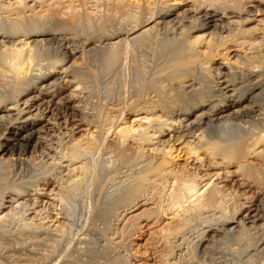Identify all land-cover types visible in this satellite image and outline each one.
Masks as SVG:
<instances>
[{
  "label": "bare ground",
  "instance_id": "bare-ground-1",
  "mask_svg": "<svg viewBox=\"0 0 264 264\" xmlns=\"http://www.w3.org/2000/svg\"><path fill=\"white\" fill-rule=\"evenodd\" d=\"M98 2L0 0V166L27 160L24 156L32 151L54 157L43 143L56 135L69 136L66 144L58 142L64 147L55 148L59 160L48 161L53 166L61 163L69 177L58 176L63 182L58 188L53 186L46 194L34 182L30 193L18 183H0V232L17 213L22 219L29 204L34 216L43 213L42 204L54 201L65 203L69 214L76 184L83 179L90 183L101 174L98 161L112 149L105 138L111 133L121 143L130 140L135 144L129 155L132 160L127 158L138 167L125 175L126 185L110 208H124L123 231L128 225L132 228L146 222L161 242L164 264H175L171 259L182 244L187 249L185 260L193 261L198 254L207 255L217 241L228 244L229 258L225 256L224 264H264L260 261L264 256V205L258 201L243 206L234 199L238 191L226 194L208 182L199 186L197 174L177 163L181 157L184 161L193 157L208 167L234 166L228 174L237 173L264 188V0H113L120 14H135L131 20L125 16L130 20L127 28L106 25L100 32L103 35L97 31L100 36L78 34L76 23L94 12H87L86 4ZM249 2H254L252 9ZM148 44L155 45L151 68L143 71L137 53ZM94 54L105 71L118 61L121 64V58L131 59L132 72L140 68L136 71L141 76L136 74L139 81H133L132 90L137 87L132 95L126 93L131 92L129 98L125 94L124 102L121 98L104 107L109 114L101 113L95 102L91 119L67 98L55 99L54 87L63 73L80 80L84 62ZM81 125L88 127L83 128L86 132L74 137L73 130ZM114 148L120 153L125 146ZM249 158L258 161L250 164ZM46 195L49 199L45 201ZM105 212L99 215L102 220L109 215Z\"/></svg>",
  "mask_w": 264,
  "mask_h": 264
},
{
  "label": "rangeland",
  "instance_id": "rangeland-1",
  "mask_svg": "<svg viewBox=\"0 0 264 264\" xmlns=\"http://www.w3.org/2000/svg\"><path fill=\"white\" fill-rule=\"evenodd\" d=\"M111 1L113 2V0H106V1L101 0L100 3L98 2L99 4L97 3L98 5H96V3H87L88 4V5L86 4L87 12L88 11L90 12V10L91 12L94 11L95 15L93 12L92 14L94 16H92L91 14V16L90 15L88 17L85 16V18L83 17L81 20H79V22L76 23V25L78 26H75L76 32H78V34L80 35L84 33V35L87 36V34L89 33L90 34V35L88 34L89 36L91 35L94 36V34L97 35L98 33L97 31H99V33L102 32L103 31L102 28H106L107 26L111 27L115 25L114 29H116L117 27L121 29L122 27L127 25L126 23H128L131 19H134V17H132L133 15H135L134 13H132L131 17L129 16L131 15L130 13L129 15L122 13V12L120 14L119 10L118 11L115 10L116 9L115 4L112 3ZM253 3L254 2H249L248 8L252 9ZM261 7H264V6H261ZM115 11H117V13ZM2 12L3 11H1V13ZM3 13H2L3 15L6 14L5 12ZM126 15H127V19H130V20L125 19ZM136 15L138 14L136 13ZM125 27L127 28V26ZM99 33L97 36L103 35L101 33L99 35ZM19 42L21 41L16 42L17 46L21 45V43L19 44ZM153 46L155 45L148 44L147 46H143V48L142 47L138 48L139 51L137 54H138L139 61L141 64L140 67H144L142 68L143 71L145 69L151 68V63H150L152 62V50L151 49ZM94 55H91L92 57L87 58L89 61L86 60L84 62L85 64L81 68L82 72H79L80 75L83 74L84 72L83 74L84 76L81 75L82 76L81 77L80 75H78L81 78V79L79 78L80 80L77 81V78L74 79L72 75L63 73L61 75H58L59 79L54 87V88H57V92L54 95L55 99L62 98L65 101L68 100L69 102H71L72 105L78 106L79 110L82 109L84 113L86 112L88 113V115L90 114L91 119L93 118V116H91L93 106L95 107L96 105L98 110L101 108V110H99L101 113L104 112V113L109 114L108 113L109 110H106V108H104L105 106L110 107L111 106L110 104H113V103L116 104L117 101H119L121 98L123 99V101L122 100L120 101L124 102L125 101L124 97L126 96L123 97V95H125L129 91L132 92V93L130 92L131 95L133 94V91H135L137 87V86L134 87V89L132 90L133 86L136 85L133 83L134 82L138 83L139 80L137 79V75H138V78H140L141 76L140 73L138 72L140 68H135V70H133L132 72V69H134L132 66L135 67V64L134 62H132L131 59L128 60V59L121 58L120 60L122 59L124 60L122 61L121 64L118 61L114 66H112L114 69L111 67L110 70L105 71L104 68L100 67L101 62H98L99 59L96 61L97 59L96 54ZM93 56L95 57V59ZM40 62L42 64L44 63L42 59ZM136 69L138 71H136ZM77 71H80V70H77ZM79 81H81L82 83ZM39 85L37 84V86ZM52 89L53 88L47 90V92H50ZM130 93L126 94L128 96L127 98L131 96ZM95 102L97 103L95 104ZM121 102H119L118 104H120ZM101 104H104V105L102 106ZM80 105L82 106L79 107ZM101 106L103 107V109ZM133 124L135 127H137L139 123L135 121ZM83 128L86 130V128L88 127L86 125L85 126L81 125L80 127L75 128L72 132L74 137L81 136L82 134H84L86 131ZM105 135H107V133L104 134V136ZM105 138L107 140L106 143L110 146L113 145L114 147L119 148L120 144L122 145L124 144L125 149L124 151L122 150L123 154L121 155L122 151L119 150L120 151L119 153L118 149L116 148L117 150H115V148L112 146L113 151L112 149L111 150L109 149L107 151L108 153L106 152L105 154H103L105 156L103 155L101 156L102 159L101 157H99L100 160L99 159L98 160L100 162L98 161V163L100 164L99 166H100L101 174L99 171L98 173L99 177L98 178L96 177L98 182L95 181L96 180L95 178V180H93L94 182L90 181V183L85 184V182H89V180L83 179L84 181L81 180L80 181L81 183L79 182V184L78 183L76 184L78 187L75 186L77 191L73 199H71L72 211L69 212V214L67 213L68 209H66L67 207L65 203H62L63 205L62 206L60 202L54 201V204L53 203L49 205L42 204L44 211H42L43 213H39L36 216H34L35 215L34 213H31L32 211L31 209H29L31 205L29 204L27 211L25 212L26 215H24L23 213H22L23 216L21 215L22 219L19 216L20 214L17 213V215H14L13 219L10 218L8 219L9 221L8 220L7 222L5 221L4 223L5 228L3 229L2 232H0V264H164L161 259V254H162L161 253L162 252L161 242H159V240L156 237H154L151 233L152 230L154 229L149 230L148 228L149 226L145 224L146 222L144 223V221H141V223H139V226L136 224L135 226H132L131 228V225H128V227H126V231H123L121 228L123 226V221L121 220L122 219L121 213L123 212L124 208L119 207L120 209L118 210V207H116L117 210L112 209L115 212H113L110 209L113 205V201L116 200L115 198L119 196L118 192H120L123 189L122 186L126 185L127 180L125 179L126 178L125 175L131 173V171L129 170H132V172H135L136 168L138 167H136L133 161L132 162L130 161L131 158L129 156V155L132 156L131 150H134L135 144H133L130 140H126L125 142L123 141L124 143L123 142L121 143V140L115 134H111V133H108V135ZM51 139L49 138L46 142L43 143V145L47 149L46 152L47 151H49V153L52 152L51 155L54 154L53 156L55 158L48 156V155H47L48 158L47 156L46 157L43 155L41 156L39 155V152L37 153L36 151H32L31 153L28 152L26 154L27 156L26 155L24 156L25 158L28 157L27 160L26 159L18 160V161H14V163H5L4 164L5 166L4 165L0 166L1 167L0 177H2L3 179L2 180L0 178L1 180L0 183L2 185H4L5 182L7 184H14V183L21 184L25 186L27 190L31 191L30 193H33L31 188H34L37 185L38 188L37 187L36 188L39 189L40 192H46L47 194L48 190L51 187L54 186L53 188H58L57 186L58 185L60 186L61 185L60 183H63L61 182L62 180L58 178V176L59 177L62 176L63 177V178L61 177L62 179H66V177L67 179H69V177L64 172L63 167L60 166L61 163L57 164L58 166L54 165L55 168H53L54 166L52 164H48L52 162L53 160L54 162L59 160L57 158L60 157L59 156L60 154H58L59 152H57L55 148L56 146L62 147L64 144H66L69 140V136L66 138L64 135L60 134V136L56 135L54 138H51ZM58 142L60 143L65 142V143L62 145ZM55 144H59V145H55ZM117 144L119 146H117ZM48 145L50 146L48 147ZM127 148L129 149V152L131 153H129L128 150H126ZM53 151L55 152L53 153ZM115 151H117L116 152L117 154L115 156H112L111 154L114 152L113 153L114 155ZM32 153L34 154L32 155ZM127 156L130 159L127 158ZM103 157L105 159L104 161H103ZM45 158L47 159V161L45 160ZM90 158H92V154ZM191 158L187 161H184V159L181 157L177 160V163H180V166L185 168V170H189L190 173L195 172L197 174V181L200 184L199 186H202L204 183L208 182L209 184L215 185L216 187L222 189L223 192H225L226 194L228 192L232 193L233 191H238L234 199L236 201L239 200L241 203H243L244 204L243 206L250 205L252 204V202L257 203L258 201L264 205L263 186L257 184L254 181L245 180L242 176L238 175L237 173L235 175L230 174V173L228 174L227 170L229 171L234 170L235 169L234 166H228V167L224 166V168L223 166L219 168L218 167H215V168L208 167L207 165L206 166L201 165V163L193 159V157ZM49 160L50 162H48ZM101 160L103 163L101 162ZM257 161L258 160L255 158H249L247 160V162L250 164H254V162L256 163ZM132 164H134L133 165L134 167L132 166ZM101 167H103V169ZM113 167H116V168H113ZM59 169H61V171ZM55 170H58V171H55ZM116 170L117 172H115ZM54 172L56 174H54ZM106 173L109 175H106ZM119 175L120 176L123 175V176L119 177ZM106 176L107 177L110 176V178H105ZM107 179H110L109 180L110 182ZM111 179L113 180V182L111 181ZM2 181L4 182L2 183ZM46 181H47V184H46ZM115 181L118 183H116ZM34 182L35 184L36 183L37 184L36 185L33 184L34 186L31 187L32 183ZM120 182H124L125 184L120 183ZM6 195H8V193ZM47 196L48 195H46V197ZM42 197L40 199H42ZM44 199L46 201V199H49V196ZM248 200H251V201H248ZM232 201L233 200H231V202ZM96 203H98L97 206L99 208L102 206L101 204H104V207L108 208L109 210L107 209L108 210L107 211L102 206L103 209L100 208L101 209V212H100L99 211L100 209L96 208L97 207ZM90 206L91 207L93 206L92 207L93 209ZM104 210L109 215L105 212L108 215V217L105 215L106 218L102 220L103 218H100V216L102 214L104 216ZM117 211H120V212L116 214ZM45 214H46V217H45ZM15 216L20 219L16 218ZM24 217H26V219L27 218L30 219L31 217H33L34 220L30 219L31 221L30 222L29 220H26ZM41 217L43 219H41ZM51 218L53 219V221ZM107 218L109 219V221H107L106 223L105 221L108 220ZM42 221L43 222L45 221V222L42 223ZM26 222L27 223L29 222V224L27 225ZM104 222L109 226H107ZM30 224H32L31 225L32 227L29 226ZM120 230H122L124 234L123 232H120ZM193 235H190V237ZM218 242L219 241L215 242L213 245L214 247L212 246L209 249V250H212L211 252L209 250L207 251L208 253L207 255L206 253H204L205 255L198 254L199 259L200 258L204 259V257H206L205 260L203 259L199 260L198 258H196L193 261H190V260L186 261L187 260V254H186L187 249H186V246L182 244L180 246L181 248L179 247L178 248L181 249L183 252H181L177 248V251L175 250V254H174L175 256L174 258L171 259V261L175 262V264H197L198 262H200L201 264H204V262L205 264H224L225 260L229 258V256H227V253H226L227 251H225L227 250L226 247L228 244L224 243L223 241L219 243ZM180 253H182V256L184 255L183 258L184 257L186 258L182 259V256L181 258H179L181 255ZM199 255L201 256L199 257ZM263 259H264V256H263ZM263 259L260 261L264 262Z\"/></svg>",
  "mask_w": 264,
  "mask_h": 264
}]
</instances>
